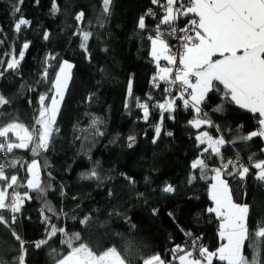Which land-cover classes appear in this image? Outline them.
Listing matches in <instances>:
<instances>
[{
  "label": "trees",
  "instance_id": "1",
  "mask_svg": "<svg viewBox=\"0 0 264 264\" xmlns=\"http://www.w3.org/2000/svg\"><path fill=\"white\" fill-rule=\"evenodd\" d=\"M164 1L156 6L152 0H111L105 11L103 0H0V95L9 101L0 106V125L15 121L31 130L42 107L40 96L46 97L43 107H50L60 67L65 61L72 65L47 150L33 155L30 144L0 151L5 175L17 177L11 188L0 181L8 196L5 203L16 194L22 199L19 212L0 209L6 221L0 223V264H20L21 256L25 264H57L71 251L60 229L68 237L79 234L73 247L84 243L98 254L115 247L126 264H143L153 255L165 264H179L177 257L184 253L174 251L177 247L194 255L200 246L215 252L220 247L219 220L208 211L213 206L211 169L229 160L250 165L245 179L229 175L235 172L231 165L222 169V179L233 202L249 206L243 255L251 261L258 254L264 264V238L254 235L264 226V183L252 166L264 161V143L260 137L241 139L259 130L260 117L237 107L217 85L219 90L210 93L201 109L210 121L204 129L226 142L221 161L196 139L201 131L191 123L197 116L192 107H185V114L177 100L173 111L159 108L176 97L151 85L158 66L151 56L149 37L156 31L150 17L153 11L162 17L159 5ZM80 13L83 17L77 20ZM20 18L30 24L17 32ZM84 33L89 34L87 41ZM21 51L24 59L9 69ZM141 105L148 107L147 119ZM129 137L136 140L132 149ZM0 140L19 142L12 133ZM198 159L208 166L203 173L192 167ZM33 161L43 191L27 187ZM169 185L174 191L165 192ZM53 227L57 233L50 236ZM41 240L47 243L37 248Z\"/></svg>",
  "mask_w": 264,
  "mask_h": 264
},
{
  "label": "snow or ice",
  "instance_id": "2",
  "mask_svg": "<svg viewBox=\"0 0 264 264\" xmlns=\"http://www.w3.org/2000/svg\"><path fill=\"white\" fill-rule=\"evenodd\" d=\"M152 2L156 4L159 0H152ZM103 3L104 10L108 11L111 0H103ZM163 6L165 15L161 23L169 26L170 35L176 33L175 23L180 17L190 19L187 22L188 26L180 29L183 33L179 37L182 44L177 54H173L166 40L161 38L162 33L159 28L154 38L149 37L152 44L151 54L157 66L159 67V60L163 58L168 64L176 67L174 76H172V68H160L158 78L170 85L179 81L183 86L179 98L183 100L186 107L191 104L197 113H200L199 105L208 93L219 90L217 85H222L224 97L229 98L241 109L259 114L258 122L261 125L259 130L252 131L241 139L251 140L257 136L264 138V0H166ZM54 10L58 9L54 6ZM15 11L19 12V8L16 7ZM82 17L83 13H80L77 20ZM29 24L30 21L20 18L15 23V30L19 32L21 26ZM139 28H145L144 17L139 20ZM88 38L89 34L84 33V40L87 41ZM28 47V43L23 45L24 49ZM23 59L24 51H21L19 58L13 56L7 67L14 69ZM71 68L72 65L67 61L60 67L54 81L55 95L51 99L50 107H43L46 97L40 96L39 102L42 107L38 110L37 117L34 118L35 126L31 130L15 121L0 125V138L9 139V133H13L19 141L5 144L0 140V151L12 152L15 148H28L30 144L33 155H38L41 150H47L59 104L70 79L68 70ZM44 75L47 77V71ZM156 79L157 77L153 78L154 81ZM185 92H188L190 99L184 98ZM8 103L9 101L0 95V106ZM174 104L175 100H172L167 104H160L159 108L172 111ZM141 107L144 108V118L147 119L148 107L147 105H141ZM191 123L197 128L202 124L210 125V121L201 119H196ZM155 132L159 137L161 129L157 127ZM129 139L134 140L135 138L129 137ZM196 139L201 144H207L204 151L211 149L217 156H221L220 146L226 143L223 137L213 139L207 132L197 136ZM131 146L129 144V147ZM221 161H223L222 156ZM229 165L235 169V172L228 173L229 175H238L240 179H245L249 173V167L239 164V161L231 160L222 163L221 168L211 169L215 175L212 177L214 183L210 188V198L214 201L215 207L209 208L208 211L214 212L221 220L219 235L226 243L215 252H210L206 247L200 246L196 255L193 251H185L177 247L174 251L184 253L177 257L179 264H212L214 258L226 264H259L258 254L251 261L243 255L244 242L249 239L247 227L249 206L236 204L232 200L228 183L222 179V169L226 170ZM197 166L200 167L202 173L208 168L204 160L199 159L192 165L193 168ZM252 166L259 170L256 179L264 181V161L254 163ZM28 171L32 173V178L28 180L27 187L43 191L39 180L38 164L35 161L29 166ZM91 175L95 176V171ZM0 181H5L6 186L11 188L16 184L17 177L15 175L6 176L3 167L0 166ZM163 190L165 192L174 191L170 185ZM7 199V193L0 190V209L7 207L13 213L19 212L22 203L19 194H16L11 203L6 205ZM49 210L52 211V209ZM12 219L14 222L15 216ZM87 221L88 218H85L82 223L86 224ZM4 222H6L4 217L0 216V223ZM59 231L64 232L67 237L64 243L71 251L58 260L57 264H126L125 259L115 247L108 248L99 254L84 243L73 247L72 241L73 239L80 240L79 234L68 237L64 229ZM56 233L57 229L53 227L50 236ZM254 235L264 238V226L258 227ZM16 239L20 240V237L16 236ZM23 243L21 241V245ZM45 243H47L46 240H41L35 246L39 248ZM20 264H23V256L20 257ZM143 264H165V261L159 255H153L144 259Z\"/></svg>",
  "mask_w": 264,
  "mask_h": 264
},
{
  "label": "built area",
  "instance_id": "3",
  "mask_svg": "<svg viewBox=\"0 0 264 264\" xmlns=\"http://www.w3.org/2000/svg\"><path fill=\"white\" fill-rule=\"evenodd\" d=\"M165 3H166V1H164L162 4L159 5V13H162V17L159 19L158 18V12L153 11L150 18H151V21L155 22L156 35H157V29L159 28L160 32L162 33L161 38L165 39L167 37L168 38V45L171 49V52L173 54H177L178 50L181 49V44H182V41L179 39V37L182 36L183 33L180 31V29L188 26L187 22L190 18L189 17H183V16L180 17L175 23V27L177 29L176 33L170 35L169 34V26L161 23L162 18L165 15V8L163 6ZM156 6H158L157 3H156ZM160 68H163V66H161V67L159 66L158 70L155 72V74L152 77V82H151L152 87L155 89L162 88L164 93L168 96H176L178 98V101L180 102V106L185 111V114H187L188 112L185 108L186 106L184 105L183 100L179 98L181 95V91L183 90V86L178 81L174 85H170L169 83H166L164 80H160L158 78V74L160 73ZM169 68L173 69L172 76H174L176 74V67L171 65ZM154 77H157V79L155 81L153 80ZM169 79H171V77ZM184 98L190 99L188 92L184 93ZM176 108H178V105H175L174 109H176ZM207 117H208V114L206 112H204L202 109H200V113H198L197 116L196 115L192 116L191 121H194L196 119L204 120ZM129 144L132 145L129 148H131V149L134 148L136 145V140L129 141ZM239 164H242L243 166L249 167V169H250V165H248L245 162H240ZM260 182L264 183V181H260Z\"/></svg>",
  "mask_w": 264,
  "mask_h": 264
},
{
  "label": "crops",
  "instance_id": "4",
  "mask_svg": "<svg viewBox=\"0 0 264 264\" xmlns=\"http://www.w3.org/2000/svg\"><path fill=\"white\" fill-rule=\"evenodd\" d=\"M151 56H152V54H151ZM153 58V57H152ZM154 59V58H153ZM155 61V63L157 64V62H156V60H154ZM159 66H163V68L164 67H167V66H170V64H168V62L166 61V60H164L163 58H161L160 60H159ZM179 82V81H178ZM191 90H189V92H190ZM211 93V92H210ZM210 93H208V95H207V97L205 98V100L199 105V108L201 109V107H202V105L206 102V100H207V98H208V96L210 95ZM172 100H175V104H174V106H173V109H174V107H175V105H176V103H177V98L175 97V98H167L164 102H162V103H160V104H167L168 102H170V101H172ZM235 104V103H234ZM236 105V104H235ZM237 107H239L238 105H236ZM188 107H192L191 106V104H189L188 105ZM193 108V107H192ZM240 108V107H239ZM194 109V108H193ZM163 110V109H162ZM195 110V109H194ZM243 110H246V109H243ZM173 111V110H172ZM247 111V110H246ZM163 112H169V111H165V110H163ZM195 112H196V110H195ZM197 113V112H196ZM198 114V113H197ZM253 114H256V115H258L259 116V114L258 113H253ZM208 128L209 127V124H202L200 127H195V129L196 130H199V131H201L200 133H199V135L198 136H200L202 133H204V132H207L204 128ZM260 127H261V125H260ZM208 133V132H207ZM10 134V133H9ZM13 134V133H12ZM209 134V133H208ZM209 136H211L213 139H218V138H220V137H222V136H219V137H213L212 135H210L209 134ZM257 137H259V136H257ZM261 139H262V141H263V143H264V138H262V137H260ZM224 139V138H223ZM199 144H201L200 142H199ZM201 145H204L205 147H207V144L205 143V144H201ZM225 145V144H224ZM224 145H222V146H220V150L222 149V147H224ZM209 150H211V149H209ZM40 170H39V166H38V172H39ZM31 175H32V173H31ZM32 178V177H31ZM214 183V182H213ZM230 194H231V192H230ZM232 197V196H231ZM210 200H211V202L213 203V206H212V208H214L215 207V203H214V201H212V199L210 198ZM214 215H215V213L214 212H212ZM216 216V215H215ZM248 217H249V213H248V216H247V221H248ZM216 218L219 220V224H218V226H217V234H218V237H219V241H220V246L222 245V244H225L226 243V241H224V240H222L221 238H220V235H219V226H220V223H221V220L216 216ZM246 242V241H245ZM245 242H244V244H245ZM244 247V246H243ZM257 253V252H256ZM215 260H217V259H213V262L215 261ZM213 262H212V264H213ZM223 262V261H222ZM225 263V262H224Z\"/></svg>",
  "mask_w": 264,
  "mask_h": 264
},
{
  "label": "rangeland",
  "instance_id": "5",
  "mask_svg": "<svg viewBox=\"0 0 264 264\" xmlns=\"http://www.w3.org/2000/svg\"><path fill=\"white\" fill-rule=\"evenodd\" d=\"M63 64H64V63H63ZM69 64H70V63H69ZM71 70H72V68H71L70 70H68V71H69V75H70V79H71ZM70 79L68 80L67 88H68V85H69V83H70ZM67 88H66V90L64 91L63 99H64V96H65V94H66ZM63 99H62V101H60V104H59V110H58L57 116H58V114H59V111H60V108H61V104H62V102H63ZM57 116H56V118H57ZM225 263H226V262H225ZM23 264H25L24 261H23Z\"/></svg>",
  "mask_w": 264,
  "mask_h": 264
},
{
  "label": "bare ground",
  "instance_id": "6",
  "mask_svg": "<svg viewBox=\"0 0 264 264\" xmlns=\"http://www.w3.org/2000/svg\"><path fill=\"white\" fill-rule=\"evenodd\" d=\"M171 66V65H170ZM170 66H167L168 68L170 67ZM161 67V66H160Z\"/></svg>",
  "mask_w": 264,
  "mask_h": 264
}]
</instances>
